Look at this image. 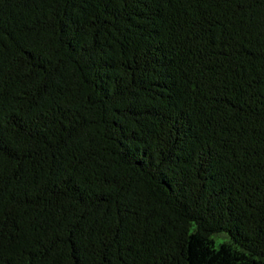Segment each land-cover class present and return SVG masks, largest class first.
Instances as JSON below:
<instances>
[{"label": "trees", "instance_id": "1", "mask_svg": "<svg viewBox=\"0 0 264 264\" xmlns=\"http://www.w3.org/2000/svg\"><path fill=\"white\" fill-rule=\"evenodd\" d=\"M0 264H264V0H0Z\"/></svg>", "mask_w": 264, "mask_h": 264}]
</instances>
